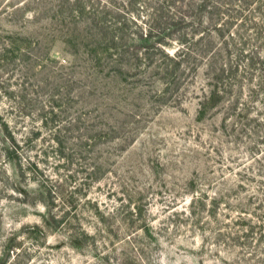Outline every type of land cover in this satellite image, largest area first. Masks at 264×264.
Instances as JSON below:
<instances>
[{"label":"rangeland","instance_id":"rangeland-1","mask_svg":"<svg viewBox=\"0 0 264 264\" xmlns=\"http://www.w3.org/2000/svg\"><path fill=\"white\" fill-rule=\"evenodd\" d=\"M263 68L264 0H0V264H264Z\"/></svg>","mask_w":264,"mask_h":264},{"label":"trees","instance_id":"trees-1","mask_svg":"<svg viewBox=\"0 0 264 264\" xmlns=\"http://www.w3.org/2000/svg\"><path fill=\"white\" fill-rule=\"evenodd\" d=\"M219 55V53H216V56ZM172 57V56H171ZM179 58V56H178ZM217 72H221L224 73L225 72V68L224 67H217ZM263 74H264V68H263ZM217 95H219V91L217 89L214 88V90L210 93L209 97L210 98H215Z\"/></svg>","mask_w":264,"mask_h":264}]
</instances>
